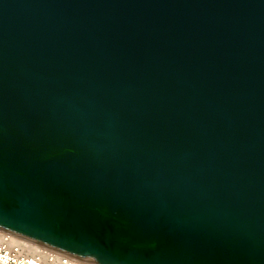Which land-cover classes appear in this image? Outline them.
I'll return each mask as SVG.
<instances>
[{"label": "water", "instance_id": "obj_1", "mask_svg": "<svg viewBox=\"0 0 264 264\" xmlns=\"http://www.w3.org/2000/svg\"><path fill=\"white\" fill-rule=\"evenodd\" d=\"M0 229L264 264V0H0Z\"/></svg>", "mask_w": 264, "mask_h": 264}, {"label": "built area", "instance_id": "obj_2", "mask_svg": "<svg viewBox=\"0 0 264 264\" xmlns=\"http://www.w3.org/2000/svg\"><path fill=\"white\" fill-rule=\"evenodd\" d=\"M0 264H90L0 229Z\"/></svg>", "mask_w": 264, "mask_h": 264}]
</instances>
